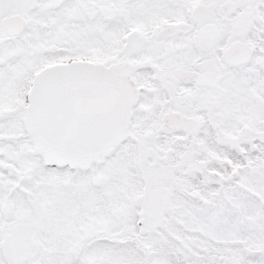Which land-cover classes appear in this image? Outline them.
<instances>
[{
	"label": "snow or ice",
	"instance_id": "6c2138e0",
	"mask_svg": "<svg viewBox=\"0 0 264 264\" xmlns=\"http://www.w3.org/2000/svg\"><path fill=\"white\" fill-rule=\"evenodd\" d=\"M0 264H264V0H0Z\"/></svg>",
	"mask_w": 264,
	"mask_h": 264
}]
</instances>
